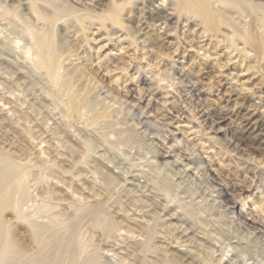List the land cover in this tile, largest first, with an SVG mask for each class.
<instances>
[{"label": "bare ground", "instance_id": "1", "mask_svg": "<svg viewBox=\"0 0 264 264\" xmlns=\"http://www.w3.org/2000/svg\"><path fill=\"white\" fill-rule=\"evenodd\" d=\"M86 1L89 4L82 0H0V53L2 57L5 56L0 63L3 66L0 69L3 70L0 110H7L6 120L9 123L5 131L15 133L14 128H19L20 138L24 136V150L21 152L6 149L9 146L0 143V264H222L220 258L226 259L227 264H236L232 259L237 257V247L227 244L223 250L218 249L220 245L217 247L213 244L216 242L218 245L220 238L217 240L212 232L204 230L206 234L201 238L194 233L196 229H202L197 226L202 224L203 219L207 220L206 224H210L209 219L215 216L226 220L227 207L213 199L212 194L208 196L212 198L210 205L206 203L204 194L196 193L200 199L198 202H195V198H189V202L178 199L180 188L174 185V181L181 176L166 169L158 168V175L160 178L163 175L170 182L175 194H167V189L162 188L166 194L159 196V193L153 192V186L146 189V184H140V179L148 174L140 171L141 168L137 174L132 171L135 164H130L131 156H127L123 147L129 137L142 142L139 134L135 133L136 129L143 128L142 133L151 135L149 122L142 121L140 115L137 116L131 109H128L126 117L132 123L126 120L121 124L115 123L116 120H112L115 121L112 124L108 114L111 110H105L107 113L96 112L97 106L89 100L91 96L87 97L89 90L87 94H81L80 91L84 90L75 85L74 75L85 67L81 56L72 55L71 51L62 47L66 43L64 34L67 30L78 28L76 35L81 33L82 40L88 43L90 35H96L97 31L108 25L111 28L106 35L98 40H90L105 42L97 48L96 55L111 41H117L122 46L120 53L110 59L116 68L118 63H124L131 56L129 46L136 47L140 43L145 48L150 43L148 26L142 14L148 15L150 23L167 25L174 18V10L166 12L162 6L149 8L144 3L137 7L134 0H107V11L97 14L93 11L97 0ZM219 1L238 8L235 9L238 11L243 8L242 0ZM213 5L212 0H176L180 11L200 17L212 31L215 26L210 23L218 13L215 10L217 5ZM134 10L138 11L137 17ZM123 22L128 24L127 27L116 30L115 25ZM169 37L167 34L160 38L166 41ZM187 42L194 43L191 40ZM229 62L230 58L227 59ZM96 65L101 67L102 63L97 62ZM129 69L133 71L134 67L130 65ZM175 72L176 85L180 86L186 99L192 103L199 100L202 90L197 86L198 82L187 79L184 70ZM24 75L29 79V86L20 81ZM92 80L85 79V84ZM43 81L50 85L47 87ZM95 83L89 84L94 91L93 94L90 91L92 98L95 103L102 102L104 91L102 93L100 88L97 89ZM145 99L158 109L169 105L166 112L172 110L177 116L183 114L182 109L178 108L176 95L151 90ZM201 105L198 104L197 111L202 112L204 121L213 125L217 109ZM248 118L249 121L253 117ZM164 124H161L163 127L155 126L154 145L168 146V140L173 138L171 123ZM258 124L259 120L256 119L251 123L246 122L247 126L254 125L253 129ZM106 127L109 131L103 132ZM144 143L141 145L144 146ZM180 144L178 141L177 146ZM111 145H118L121 149L116 151L117 148ZM129 145V149H136L132 148L133 144ZM174 148L169 145L168 151L174 152ZM184 156L177 153L174 161L181 168L188 169L192 165L188 162L194 159ZM145 160L147 166L142 167L143 170L147 169L144 172H149L153 159ZM195 175V171L190 174ZM179 201H183L179 203L180 206L177 205ZM174 202H177L178 210L190 208L189 213L196 220L191 221L192 217L187 216L186 209L183 210L186 215L182 216L170 212L169 207L175 205ZM7 216L12 219L14 227L23 229L26 243L20 241ZM225 225L223 221L212 227L222 228ZM186 246L192 247L193 251L187 250Z\"/></svg>", "mask_w": 264, "mask_h": 264}, {"label": "rangeland", "instance_id": "2", "mask_svg": "<svg viewBox=\"0 0 264 264\" xmlns=\"http://www.w3.org/2000/svg\"><path fill=\"white\" fill-rule=\"evenodd\" d=\"M82 1L89 4L86 0ZM106 1L97 0L96 8L93 11L97 14L107 11ZM134 1L133 3L137 7H141V3H144L149 8L162 6L166 12L174 10V18L167 25L154 24L153 22L150 23L151 21L148 20L147 14H142V18H144L148 26L147 35L150 43L145 48V45L140 43H137L136 47L129 46V54L132 57L127 58L124 63H118L116 68H114V63L111 64L110 59L120 53L119 49L122 46L117 41H111L110 45L96 55L97 48L105 42L93 40H98L99 37L106 35V32L111 28L110 26H105V28L97 31L94 36L89 33L88 43L82 40L81 33L76 35L78 28L67 30L64 34L66 43L62 47H66L71 51L72 55L81 56V61L85 65L84 69L79 70L76 73L77 75H74L75 85L80 90H84L80 91L81 94L89 93L87 97L88 95L91 96L88 98L97 106L96 112L98 110L107 113L111 110L108 112L111 121L116 120V122L114 121L115 123L121 124L127 120L126 122L132 123L131 119L126 117L128 109H131L134 114L140 115L139 118L142 121L149 122L151 135L147 136L142 133L143 128L136 129L135 132L139 134L141 143L145 142V147L133 137L125 140L126 146L123 147V151L128 153L127 156H131L130 164H135L132 171L137 174V171L141 168L142 170L140 171L148 174H145L146 178L140 179V184H146V189H150L153 186L155 189H152L153 192L159 193V196L166 194V192L173 195L175 194L173 193L175 192L174 187L169 184L170 182L167 179H164L163 175V177L161 176L162 179L160 178L158 170L166 169L165 171L178 174L181 177H177L174 181V185L180 188L179 196L181 197L178 196V199H184L183 201L189 202V198L193 200L195 198V202H198L200 199L196 196V193L204 194L208 205L211 204V199L213 198L222 204L224 208L227 207L225 213L227 216L224 218L226 220L217 216L209 219L212 226L222 224L224 221L226 223L225 227H215V229L210 224H206L207 220L203 219L201 220L202 226H197L203 230L194 229L196 237L201 238L203 234H206L204 230H209L215 235L214 237L217 236V240L218 237L222 238L221 240L224 239V241L219 239L218 245L212 239L210 240L212 244L214 243L213 245L217 247L220 245L218 249L223 250V246L227 244H230L231 247H237L240 256L237 254V257L232 259L236 264H264V0H242L244 9L242 8L240 11H238V8L231 7L230 4L212 0L213 6H218L215 9L218 13H215V18L210 23V25L215 26L214 31L209 29L200 17L180 11L176 6V0ZM220 8H223V10ZM235 11L238 12L236 13ZM134 13L135 17H137L138 11L134 10ZM239 14L241 15L238 16ZM237 19L239 22H237ZM127 25L126 22L117 23L115 29L118 30L124 26L127 27ZM232 25L238 28L239 31L238 29L235 30ZM167 34L170 35L169 39L161 41V35L166 36ZM75 37L76 40L74 39ZM90 38L93 39L90 40ZM140 40L141 38L138 42ZM188 40L194 41V43H188ZM191 45L192 48L190 47ZM3 57L0 53V63L5 59ZM229 58L230 62L227 63ZM97 62L99 64L102 63V66L97 67ZM130 65L134 67L133 71H130ZM2 67L0 66V69ZM179 70H184L185 75L187 74V79L198 82L197 86L202 90L201 98L197 100L198 102H189L186 99V95L181 92L180 86L176 85L177 79L174 72L178 71L180 73ZM2 73L3 70L0 71L1 81L3 79ZM22 77L20 81L22 80L29 86V79L26 75ZM85 79H94L89 84L96 82L94 85H96L97 89L100 88L99 90L102 93L104 91L102 95L104 101L95 103L96 101L91 95L92 89L89 84V86L85 84ZM172 79L174 80L173 82ZM184 81L186 80L184 79ZM43 83L45 85L47 83V87L50 85L45 81ZM82 86L84 87L82 88ZM174 88L177 89L175 90ZM88 90L89 92H87ZM151 90H158L160 94L168 92L176 95L178 108L182 109L184 115L177 116L172 110L166 112V109L170 108L169 105L158 109L153 103L148 104L145 98ZM51 91V95L54 96L52 89ZM113 101L119 103L115 104ZM105 102L106 104H104ZM200 103L202 104L201 106L210 105V107L217 109V118L213 125L204 121L202 112L197 111V106ZM6 111L0 110V143L3 146L4 144L8 145L9 147L6 146V149L21 152L24 150L22 147L24 136L20 138L19 132L21 130L19 128H14L15 133L5 131L6 128L8 129L6 126L9 123L6 120ZM116 115L117 117H115ZM122 116L123 118H120ZM248 117L253 118L248 121ZM119 119L122 120L120 121ZM255 119L259 120V124L255 129H253L254 125H246V122L251 123ZM164 122L166 125L169 122L172 125L170 129L173 131V138L168 140V146L173 145L175 147L174 152H169L167 145L161 147V145L153 144L156 141L154 133L157 128L155 126H162L161 124H164ZM31 123L33 124V122ZM104 131H109V129L107 128ZM178 141L181 143L180 146H177ZM129 144H133L132 148L136 147V149H129ZM111 146L112 148L116 147V151L121 149L118 148V145ZM142 150L145 151L143 152ZM151 151V154L155 153L154 156H151ZM180 151L181 153L183 151L187 153L181 154ZM25 153L27 154V152ZM146 153L150 155L148 156ZM177 153L182 156L185 155L184 157L190 160L194 159V161L188 162L192 164L188 166V169L186 167V170L183 167L181 168V165L174 161ZM143 155H146L144 156L145 158L151 157L153 159L149 172L155 170L157 173L144 172L147 169L144 168L143 170L142 166H147V162L145 158L142 160ZM134 157L135 159H133ZM138 166L140 167L138 168ZM197 166H200L199 169ZM194 171L197 175L195 177L190 176ZM138 176L141 175L138 174ZM150 177L151 179H157L154 181ZM181 178L186 180L185 183ZM162 188H165L164 190L167 189V191L165 192ZM156 189L160 192H157ZM211 194L212 198H208ZM216 194L219 196H216ZM182 202H174L175 205L169 207L170 212H174L179 216L187 214V216L192 217L191 221H195L196 218L191 215V212L189 213L191 211L190 208L183 209H186V214L182 209H180L181 211L178 210L179 203ZM176 203L178 206H176ZM194 212H197V210ZM8 220H10V223L12 222L11 225L14 227L12 219L9 217ZM14 229L20 241L26 243L23 229L21 227H14ZM126 246H129V244ZM186 247L189 251L192 249L190 246ZM220 260L222 264H227L226 259L220 258Z\"/></svg>", "mask_w": 264, "mask_h": 264}]
</instances>
